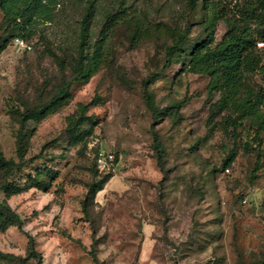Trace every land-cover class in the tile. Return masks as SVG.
I'll return each mask as SVG.
<instances>
[{
	"label": "rangeland",
	"instance_id": "rangeland-1",
	"mask_svg": "<svg viewBox=\"0 0 264 264\" xmlns=\"http://www.w3.org/2000/svg\"><path fill=\"white\" fill-rule=\"evenodd\" d=\"M217 1L97 0L90 54L107 17L118 21L95 74L22 131L20 114L51 101L72 76L86 1H43L53 20L37 19L32 50L10 39L16 31L0 8V45L9 39L0 54V153L14 163L0 172V199L23 221V230L0 231V264H37L28 235L42 264H96L91 253L97 264L263 263L264 102L254 97L264 82L251 76L250 93L216 107L204 55L227 30L224 9L244 0ZM95 149L116 165L87 216L88 187L105 175Z\"/></svg>",
	"mask_w": 264,
	"mask_h": 264
},
{
	"label": "trees",
	"instance_id": "trees-1",
	"mask_svg": "<svg viewBox=\"0 0 264 264\" xmlns=\"http://www.w3.org/2000/svg\"><path fill=\"white\" fill-rule=\"evenodd\" d=\"M18 0H0V8L4 13V24L12 26L16 32L12 33L10 39L15 41L21 39L25 43L35 34L34 26L41 15L47 16V21L52 22V10L41 12L42 2L46 0L30 1L23 9L13 10V4ZM85 13L80 23V44L79 55L75 60L72 76L66 82L51 101L42 105L40 108L26 110L20 114L21 131L26 128L27 122L37 115H43L47 110L54 107L68 97L71 87L80 82H88L95 74L101 62V54L104 50L108 34L118 19L108 16L100 32L99 40L94 46V51L90 54L88 37L90 26L94 19L97 0H85ZM196 6L198 0H190ZM212 0H204L207 4H213ZM218 2L217 0H214ZM215 4V3H214ZM46 6V5H44ZM222 12V11H221ZM221 19L226 25V32L222 36L219 48L204 55L206 63V74L210 78L209 91L211 94L219 95L216 107L229 103L232 99L239 97L242 93H250V77L256 74L262 76L264 82V49L259 47V43H264V0H244L243 2L231 3L224 9ZM9 43V39L0 45V54L3 53ZM30 46V45H29ZM254 99L258 105L263 104V93H256ZM149 108L154 111L152 97H148ZM252 103V100L249 101ZM255 104V103H254ZM253 104V105H254ZM19 147L18 156L23 159L25 156L24 139L21 133L18 137ZM154 151L157 154L159 163L163 160V145L159 142L154 133ZM100 149H95L94 158L97 165L96 156ZM14 163L7 161L0 153V172H6ZM98 170L104 173L100 181H94L88 187L82 208L85 215H89L91 206L95 203L97 194L104 189L106 183L111 179L110 171ZM6 191L5 187L0 188V193ZM15 227L23 230V221L20 216L12 209L7 201L0 199V231H6ZM29 236L28 256L42 264V256L35 248V240ZM2 253H0V256ZM94 262L97 264V257L91 253ZM264 264V261L263 263Z\"/></svg>",
	"mask_w": 264,
	"mask_h": 264
},
{
	"label": "built area",
	"instance_id": "built-area-1",
	"mask_svg": "<svg viewBox=\"0 0 264 264\" xmlns=\"http://www.w3.org/2000/svg\"><path fill=\"white\" fill-rule=\"evenodd\" d=\"M15 42L18 44V46L26 49V50H32V47L27 45L23 40L16 39ZM259 47L264 49V43H259ZM97 165L101 170L110 171L112 170L116 165V157L112 153H108L104 150H99L96 156ZM229 173L230 170H227Z\"/></svg>",
	"mask_w": 264,
	"mask_h": 264
}]
</instances>
